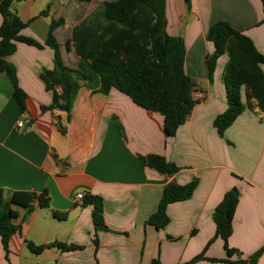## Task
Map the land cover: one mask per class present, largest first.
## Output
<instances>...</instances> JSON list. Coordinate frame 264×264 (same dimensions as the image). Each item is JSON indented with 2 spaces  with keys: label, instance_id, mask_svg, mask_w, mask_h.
Masks as SVG:
<instances>
[{
  "label": "crops",
  "instance_id": "crops-1",
  "mask_svg": "<svg viewBox=\"0 0 264 264\" xmlns=\"http://www.w3.org/2000/svg\"><path fill=\"white\" fill-rule=\"evenodd\" d=\"M109 1L12 0V11L26 24L20 36L41 47L16 43L14 54L4 57L12 79L0 73L1 216L16 228L6 251L0 239V264H150L154 259L187 264L201 253L204 259L193 264L248 259L264 245V120L256 108L245 109L218 136L213 121L227 106L222 74L228 57L222 55L209 76L205 60L214 48L206 36L214 22L224 21L264 55V0H189L188 6L184 0H165L166 32L184 44L183 70L197 101L173 137L163 134L160 114L113 88L104 96L82 86L69 113L41 112L52 101L39 79L53 68V51L44 44L51 21L61 22L52 35L63 64L75 68L77 58L65 50V41ZM260 69L264 72V65ZM13 82L25 94L23 111ZM149 155L163 157L179 171L165 178L146 168L139 157ZM192 180L193 195L167 206L165 227L146 224L166 184ZM231 188L239 197L227 245L237 254L228 256L222 239L214 237L212 219ZM43 191L48 207L28 198ZM14 194H22V200L14 201ZM85 195L101 200L106 230L94 228L93 206L82 204ZM28 244L43 248L36 254ZM58 244L79 250L64 251ZM256 264H264V254Z\"/></svg>",
  "mask_w": 264,
  "mask_h": 264
},
{
  "label": "trees",
  "instance_id": "trees-1",
  "mask_svg": "<svg viewBox=\"0 0 264 264\" xmlns=\"http://www.w3.org/2000/svg\"><path fill=\"white\" fill-rule=\"evenodd\" d=\"M92 0H80L90 2ZM189 5V0H184ZM44 11L41 15H44ZM165 0H111L104 2L79 22L65 41L64 48L77 58L75 68L66 67L60 56V49L52 33L61 22L51 21L45 45L53 51V68L43 70L40 80L45 90L51 92L52 101L41 107V112L59 111L69 113L71 101L83 86L94 93L108 95L113 88L127 96L133 104L158 113L163 117V134L173 137L196 105L192 94L194 85L183 70L185 49L182 40L172 37L165 28ZM0 73L6 72L12 79V70L4 57L14 54L16 43L41 46L34 41L20 36L26 24L21 22L12 11V0H0ZM206 40L213 45V52L206 57L205 63L209 76L215 63L222 55H227L222 81L227 106L223 113L213 121L219 137L225 129L243 113L245 109L256 108L264 120V55L256 50L250 38L232 28L224 21L214 22L208 30ZM14 86V98L21 111L25 94ZM56 127L60 134L65 128L59 123ZM55 161L57 157H53ZM144 166L163 175L171 177L179 171L175 165L157 155L139 157ZM196 181L186 185L168 183L163 187L162 195L154 214L148 217L146 224L156 229L168 223L166 208L169 204L188 200L194 192ZM3 189L0 188V239L6 251L9 237L16 228L9 226L1 216ZM22 194H14L12 199L20 201ZM239 192L235 188L227 191L213 213L215 238H221L223 248L228 256L237 254L228 245ZM40 207H48V198L43 191L35 196ZM83 205H92V223L96 231L106 230L102 220V202L97 196L85 195ZM61 217H64L63 215ZM210 243V242H209ZM64 251L79 250L73 245L58 244ZM33 253H39L43 246L28 244ZM264 254L262 245L248 259L230 264H256ZM204 259L203 253L187 264ZM219 261V260H212ZM150 264H160L154 259Z\"/></svg>",
  "mask_w": 264,
  "mask_h": 264
},
{
  "label": "built area",
  "instance_id": "built-area-1",
  "mask_svg": "<svg viewBox=\"0 0 264 264\" xmlns=\"http://www.w3.org/2000/svg\"><path fill=\"white\" fill-rule=\"evenodd\" d=\"M15 130L19 131L22 128V123L21 121H18L15 123ZM82 199V195L81 194H76L75 195V200L80 201Z\"/></svg>",
  "mask_w": 264,
  "mask_h": 264
},
{
  "label": "rangeland",
  "instance_id": "rangeland-1",
  "mask_svg": "<svg viewBox=\"0 0 264 264\" xmlns=\"http://www.w3.org/2000/svg\"><path fill=\"white\" fill-rule=\"evenodd\" d=\"M102 3H103V2H102ZM67 61H68V63H69V64H71V61H70V59H69V58H67Z\"/></svg>",
  "mask_w": 264,
  "mask_h": 264
}]
</instances>
